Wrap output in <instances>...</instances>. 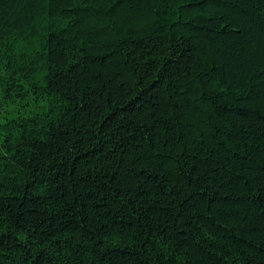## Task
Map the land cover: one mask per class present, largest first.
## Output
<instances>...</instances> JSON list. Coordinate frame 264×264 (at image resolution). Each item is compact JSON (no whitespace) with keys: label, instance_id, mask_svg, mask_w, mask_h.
<instances>
[{"label":"trees","instance_id":"trees-1","mask_svg":"<svg viewBox=\"0 0 264 264\" xmlns=\"http://www.w3.org/2000/svg\"><path fill=\"white\" fill-rule=\"evenodd\" d=\"M0 264H264V0H0Z\"/></svg>","mask_w":264,"mask_h":264}]
</instances>
